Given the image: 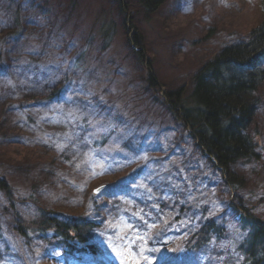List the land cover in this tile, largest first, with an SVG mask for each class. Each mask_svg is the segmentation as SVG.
I'll list each match as a JSON object with an SVG mask.
<instances>
[{
	"label": "rangeland",
	"instance_id": "374dc122",
	"mask_svg": "<svg viewBox=\"0 0 264 264\" xmlns=\"http://www.w3.org/2000/svg\"><path fill=\"white\" fill-rule=\"evenodd\" d=\"M23 1L27 2L21 7L17 26L11 11L13 1L0 0V47L4 45L10 51L6 75L0 79V162L5 165L0 163V180H7L12 188V196H8L0 185V264H84L50 244L53 233L45 240L40 233L32 241L17 236L16 217L34 221L39 209L45 208L99 219L102 206L99 200L94 202L95 197H88L87 191L96 195L95 189L110 182L108 177L96 181L97 176L113 173L122 165L117 152L122 128L130 137L148 130L153 136L141 156L131 160L145 161L148 151L157 149L154 145L165 150L174 148L170 163L165 161L163 167L152 163L144 180H138L136 185L142 194L149 196L154 185L160 189L159 175L164 177L173 165L192 169L194 178L197 173L187 163L194 155L189 148H177L175 133L180 128L169 119L163 121V108L153 103L151 91L146 89L143 80L148 71L137 62L128 43V35L136 31L129 22L131 13L125 24L116 0H20L19 4ZM135 19L149 50L145 56L154 59L152 73L159 82L180 86L190 83L222 46L240 37L246 40L262 21L263 13L259 0H168L157 14H136ZM125 27L131 28L130 33ZM18 28L20 32L13 33L8 42L2 41L4 33ZM14 35H18L16 39ZM44 82L53 86L63 83L61 98L42 101ZM261 96L263 104L252 130L261 145L260 158L236 169L247 182L240 191V201L264 221V91ZM12 102L21 107L13 109ZM93 107L102 108L96 122L90 118ZM208 167L210 186L201 184L197 177L188 183L189 193L192 189L202 194L211 213L225 215L229 235L216 249L210 247L197 257L204 262L220 251L224 261L230 262L236 254L235 244L244 236L235 219L230 218L233 210L229 200L239 201L221 173ZM34 168L42 176L49 172L45 186L39 181L37 187L32 175L27 176ZM156 197L161 202L164 195L160 191ZM165 197L172 204V196L165 193ZM190 197L193 200L196 195L191 193ZM139 222L132 213L126 219L106 222L96 239L104 262L161 264L186 246L190 229H183L188 227L187 222L175 225L155 257L147 256L138 237L149 223ZM192 253L191 259L196 255Z\"/></svg>",
	"mask_w": 264,
	"mask_h": 264
},
{
	"label": "trees",
	"instance_id": "16d2710c",
	"mask_svg": "<svg viewBox=\"0 0 264 264\" xmlns=\"http://www.w3.org/2000/svg\"><path fill=\"white\" fill-rule=\"evenodd\" d=\"M12 1L13 6H16V8L12 6L11 10L16 15L13 23L18 26L20 25L18 15L27 1H23L21 5L20 0ZM259 1L262 5L263 19L246 40L240 37L222 46L197 70L190 83L185 82L177 86L159 82L152 73L151 63L154 59L150 53L148 56L150 55L151 59L145 56L148 48L144 34L135 19L136 14L143 13L146 16L157 14L168 0H116L125 24L130 17L128 13H131L129 22L136 31L131 36L128 35V43L131 48L133 47L132 52L137 62L148 71L143 80L147 84L146 89L151 91L153 103L163 108L165 116L163 121L169 119L180 128L175 133V144L177 148L191 150L194 156L187 163L197 174L191 178L192 169L181 170V164L173 165L170 170L165 171L164 177L159 175L160 189L154 185L149 196L142 194L136 185L138 180H144L143 175L152 163L157 167L170 163L174 157V148L165 150L160 145L152 144L157 149L148 151V157L140 162L138 158L144 150L142 148L153 137L151 131L148 130L144 135L136 132L130 137L122 128L117 151L122 165L114 171L115 173L97 176L96 181L103 177H108L110 181L101 193L94 195L87 187L88 197H92L91 199L95 197L94 202L99 200V205L102 206V211L100 209L98 213L99 219L41 208L37 214L38 218L34 221L31 219L26 222L20 215L16 217L18 220L15 224H19L16 226V235L32 241L36 233H40L43 240L48 239L53 233V237L48 239L50 244L65 251L66 255L79 258L84 264H107L102 259L105 255L101 251V244L96 241L97 233L108 220L126 219L128 213H132L140 224L149 223V228L138 237V244L146 250L147 256L155 257L163 250V239L174 231L175 225L189 223L188 227L183 229V231L190 229L188 239L184 242L186 246L180 253L167 257L161 264H264V221L240 201L243 200L240 191L246 187L247 182L246 176L241 175L236 169L240 164H247L260 158L261 145L252 132L255 129L253 125L258 110L263 104L261 95L264 91V0ZM30 7L32 8V3ZM125 28V31L130 33L131 28ZM19 32V28L11 29L2 35V41L8 42L13 33ZM17 36L14 35L15 39ZM9 57L10 51L6 50L4 45L0 47V79L6 75L5 62ZM44 83V92L40 96L42 101L52 102L61 98L63 83L58 82L55 86L54 83L51 85L48 82ZM12 103L13 109L21 107V104L17 106V102ZM98 109L93 107L90 113V118L95 122L100 120ZM113 127L111 133L114 135L116 131ZM124 132L126 136H123ZM133 157L138 158L131 160ZM197 158L198 163L195 162ZM208 166L221 173L225 185L234 189L236 199L239 201L234 203L233 200H229V206L233 210L230 218L235 219L244 236L235 244L236 254L233 256L234 260L230 262L224 261V255L220 251L204 262L197 257V254L206 253L210 247L216 249L229 235L225 215L211 213L209 204L203 203L202 194L192 189L189 193L188 183L197 177L201 184L210 186V178L207 177ZM49 170L53 171L51 168ZM39 172L34 168L32 171L28 170L26 174L32 175V181H36L37 187L39 181L45 186L49 172L43 176ZM125 174L126 178L123 177ZM51 176L53 180V175ZM123 178L126 181L122 180ZM0 185L8 196H12V188L7 180H0ZM160 191L161 195H164L161 202L156 197V193ZM165 193L172 196V204L167 201ZM191 193L196 195L193 200L190 197ZM192 251L196 255L191 259ZM221 258L223 260H220Z\"/></svg>",
	"mask_w": 264,
	"mask_h": 264
},
{
	"label": "water",
	"instance_id": "95a60500",
	"mask_svg": "<svg viewBox=\"0 0 264 264\" xmlns=\"http://www.w3.org/2000/svg\"><path fill=\"white\" fill-rule=\"evenodd\" d=\"M106 186L99 187L98 189L95 190L96 193H100L101 190H104Z\"/></svg>",
	"mask_w": 264,
	"mask_h": 264
},
{
	"label": "snow or ice",
	"instance_id": "6c2138e0",
	"mask_svg": "<svg viewBox=\"0 0 264 264\" xmlns=\"http://www.w3.org/2000/svg\"><path fill=\"white\" fill-rule=\"evenodd\" d=\"M71 115V114H70ZM74 119H80L81 117H77V116H74L73 117ZM92 121L91 120H89V123H91ZM145 259H147L146 257H145Z\"/></svg>",
	"mask_w": 264,
	"mask_h": 264
}]
</instances>
